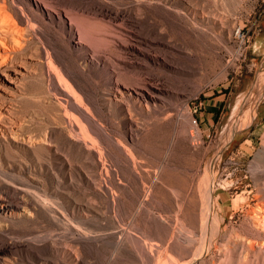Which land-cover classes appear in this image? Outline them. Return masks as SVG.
I'll list each match as a JSON object with an SVG mask.
<instances>
[{"label":"rangeland","instance_id":"obj_1","mask_svg":"<svg viewBox=\"0 0 264 264\" xmlns=\"http://www.w3.org/2000/svg\"><path fill=\"white\" fill-rule=\"evenodd\" d=\"M0 29V262L264 264V0H0Z\"/></svg>","mask_w":264,"mask_h":264},{"label":"bare ground","instance_id":"obj_2","mask_svg":"<svg viewBox=\"0 0 264 264\" xmlns=\"http://www.w3.org/2000/svg\"><path fill=\"white\" fill-rule=\"evenodd\" d=\"M1 32H6V31L3 30ZM1 32H0V51H3V50L5 51L6 49L8 50L7 43L5 42V40L8 36L5 37L3 35L4 33H1ZM7 34H10V32ZM19 44H20V42H19ZM8 60H9L8 55L0 54V73L2 74V77H4L6 79L5 80V79L1 78V76H0V97L3 93L13 90V88L15 87L13 85H16L17 82L21 79V77L24 76L23 71L15 68V67L10 66L9 65L10 63ZM156 82L154 79H150V78L144 79L143 86L140 88H137V90H135L134 92L122 88V86L117 83L115 85V90H116L115 94H116V97L121 96L122 98L125 96L133 97L135 94L137 97V100H139L140 102H145L146 104H158V103L162 102V99H164L163 97L167 93L168 90L164 84L159 83L160 80L158 82L159 84H157ZM2 108L0 107V110ZM0 118L1 119L3 118V113H0ZM0 121H2V120H0ZM0 130L3 133L7 132V128L6 129L0 128ZM23 210H24V204L23 203H20V202L15 203V202H12L10 200L5 199L4 196L0 197V215L7 216L9 214L21 212ZM1 253H3V252H0V254ZM0 264H6V263L0 262Z\"/></svg>","mask_w":264,"mask_h":264},{"label":"crops","instance_id":"obj_3","mask_svg":"<svg viewBox=\"0 0 264 264\" xmlns=\"http://www.w3.org/2000/svg\"><path fill=\"white\" fill-rule=\"evenodd\" d=\"M223 96L214 97L205 102L203 116L206 118H212L218 111L221 110L222 106H225Z\"/></svg>","mask_w":264,"mask_h":264},{"label":"built area","instance_id":"obj_4","mask_svg":"<svg viewBox=\"0 0 264 264\" xmlns=\"http://www.w3.org/2000/svg\"><path fill=\"white\" fill-rule=\"evenodd\" d=\"M195 124H197V121H195Z\"/></svg>","mask_w":264,"mask_h":264}]
</instances>
